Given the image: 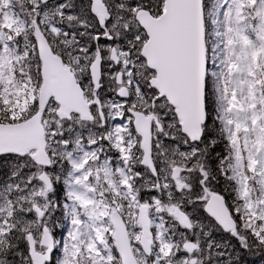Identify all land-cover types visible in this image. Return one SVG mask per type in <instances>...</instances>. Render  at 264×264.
Here are the masks:
<instances>
[{"label":"snow or ice","instance_id":"1","mask_svg":"<svg viewBox=\"0 0 264 264\" xmlns=\"http://www.w3.org/2000/svg\"><path fill=\"white\" fill-rule=\"evenodd\" d=\"M0 177V264L264 257V0H0Z\"/></svg>","mask_w":264,"mask_h":264},{"label":"rangeland","instance_id":"2","mask_svg":"<svg viewBox=\"0 0 264 264\" xmlns=\"http://www.w3.org/2000/svg\"><path fill=\"white\" fill-rule=\"evenodd\" d=\"M0 178H2V177H0ZM60 231H65L66 232V229H63V230H60ZM215 238L217 240H227V239H229L227 234H224V233L215 234ZM232 242H233V244L236 243L234 240ZM242 264H264V257L260 256L259 254L251 255V254H248V253H244L242 255Z\"/></svg>","mask_w":264,"mask_h":264}]
</instances>
